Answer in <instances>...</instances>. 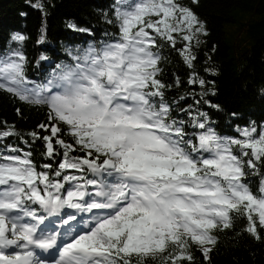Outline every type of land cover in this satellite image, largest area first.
<instances>
[{
	"label": "snow or ice",
	"instance_id": "6c2138e0",
	"mask_svg": "<svg viewBox=\"0 0 264 264\" xmlns=\"http://www.w3.org/2000/svg\"><path fill=\"white\" fill-rule=\"evenodd\" d=\"M114 14L118 39L103 42L100 49L90 46L75 57L80 63L65 66L47 83L27 79L19 49L0 55V91L46 105L49 121L56 122L38 126L50 135H29L45 141L49 158L57 154L54 138L63 149L51 176L37 170L30 152L0 149V264H49L35 249L54 248L58 258L50 264H180L193 260V245L207 260L216 243L213 230L231 228L239 218H246L245 230L260 239L264 181L253 191L245 169L264 163V128L243 129L244 139H234L196 122L194 127L206 130L194 144L186 139L184 121L170 117L163 91L170 86L157 79L158 41L175 48L174 34H179L188 44L177 51L191 67L196 59L192 42L198 46L199 35H207L204 22L179 0H116ZM68 27L88 31L72 23ZM12 39L25 37L17 33ZM197 82L205 84L198 78L188 81ZM13 134L0 131V139ZM76 146L84 156L71 155ZM42 167L52 169L51 164ZM85 169L93 178L64 174ZM89 185L96 190L89 192ZM33 205L49 215L66 208L108 211L94 214L82 230L70 227L58 245L57 235L38 234L45 217Z\"/></svg>",
	"mask_w": 264,
	"mask_h": 264
},
{
	"label": "trees",
	"instance_id": "16d2710c",
	"mask_svg": "<svg viewBox=\"0 0 264 264\" xmlns=\"http://www.w3.org/2000/svg\"><path fill=\"white\" fill-rule=\"evenodd\" d=\"M115 2L0 0V55L19 49L26 59L27 79L47 83L53 74L60 73L65 66L80 63L75 57L82 56L90 46L100 49L103 42L118 39L120 33L114 14ZM179 2L204 22L207 35H199L198 46L192 42V54L196 59L191 67L177 51L188 44L179 34H174L177 39L175 48L167 42L158 41L161 44L158 49L161 72L157 79L170 86L163 90L164 99L171 106L170 117L184 121L186 139L191 138L194 144L198 143V135L206 130L194 127L196 122H205L206 128L210 127L221 137L244 139L242 130L253 127L259 132L264 128V0ZM108 20L113 23H108ZM69 23L75 24L77 29L88 31L74 30L68 27ZM17 33L25 37L23 42L12 39ZM190 78L203 79L205 84H189ZM48 113L46 105L28 104L6 91H0V131L14 133L0 139V149L11 146L25 153L30 152L37 170L49 171L51 176L63 159V149L55 144L54 138L53 146L57 154L49 158L46 156L45 141L29 135L32 132H37L40 137L50 135V130L38 127L42 123H56L49 121ZM59 126L62 129L66 127L63 124ZM60 138L73 143L70 136L60 135ZM76 147L77 150L71 155L84 156L79 146ZM233 148L239 154L238 146ZM256 163L255 169H245V180L253 191L264 181V163ZM44 164H51L52 169H43ZM64 174L93 178L87 169L84 172L66 170ZM70 186L65 185L66 188ZM95 190L93 186H88L89 192ZM33 207L45 217L41 228L52 224L51 215L39 210L37 205ZM65 211L76 212L67 208ZM247 223L246 218L234 219L231 228L213 230L216 243L211 246L209 258L205 260L201 251L193 245L190 249L193 260H183L180 264H264V229L257 223L260 239H256L245 230ZM76 224L74 222L69 227ZM57 251L53 254L43 253L42 256L50 264L58 256Z\"/></svg>",
	"mask_w": 264,
	"mask_h": 264
},
{
	"label": "rangeland",
	"instance_id": "374dc122",
	"mask_svg": "<svg viewBox=\"0 0 264 264\" xmlns=\"http://www.w3.org/2000/svg\"><path fill=\"white\" fill-rule=\"evenodd\" d=\"M62 211V210H61ZM108 210H97V209H94L91 213L87 212L88 213V218L86 220L83 221V223H81V226L84 227L85 223L88 222L90 220V218L94 215V214H97V213H102V212H106ZM62 212L59 213V215H57L58 217H62ZM76 219H79V217H76ZM26 222L29 221H33L31 218L29 219L28 217L25 218ZM69 221V220H68ZM57 222H59V219L57 220ZM65 222V221H63ZM30 223V222H29ZM32 224V223H31ZM55 229H50V228H45V229H42V228H38V234H40L41 232L44 233L45 235H57V240H60V242H65V240L63 239H60L59 238V233L57 232V230ZM82 230V229H81ZM47 233V234H46ZM35 251L37 252L38 256L43 259V260H46L45 257H43L41 254L42 253H47V254H52L55 250H50L48 252H44L43 250H40V249H35Z\"/></svg>",
	"mask_w": 264,
	"mask_h": 264
}]
</instances>
